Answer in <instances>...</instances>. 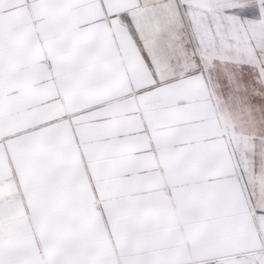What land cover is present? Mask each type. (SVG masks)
I'll list each match as a JSON object with an SVG mask.
<instances>
[{"label":"snow or ice","instance_id":"6c2138e0","mask_svg":"<svg viewBox=\"0 0 264 264\" xmlns=\"http://www.w3.org/2000/svg\"><path fill=\"white\" fill-rule=\"evenodd\" d=\"M0 264H264V0H0Z\"/></svg>","mask_w":264,"mask_h":264}]
</instances>
